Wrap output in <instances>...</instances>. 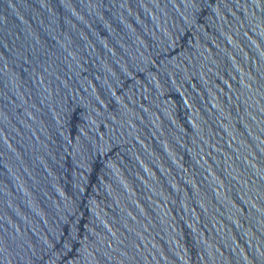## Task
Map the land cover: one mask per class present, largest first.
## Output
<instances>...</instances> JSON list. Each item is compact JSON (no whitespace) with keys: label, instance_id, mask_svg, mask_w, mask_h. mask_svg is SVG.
<instances>
[{"label":"water","instance_id":"obj_1","mask_svg":"<svg viewBox=\"0 0 264 264\" xmlns=\"http://www.w3.org/2000/svg\"><path fill=\"white\" fill-rule=\"evenodd\" d=\"M0 264H264V0H0Z\"/></svg>","mask_w":264,"mask_h":264}]
</instances>
